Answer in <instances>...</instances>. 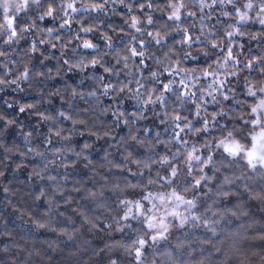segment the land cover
<instances>
[{
	"label": "clouds",
	"instance_id": "obj_1",
	"mask_svg": "<svg viewBox=\"0 0 264 264\" xmlns=\"http://www.w3.org/2000/svg\"><path fill=\"white\" fill-rule=\"evenodd\" d=\"M0 264H264V0H0Z\"/></svg>",
	"mask_w": 264,
	"mask_h": 264
}]
</instances>
